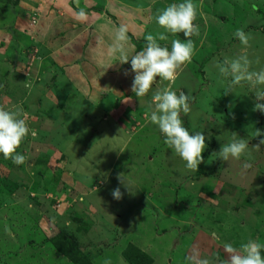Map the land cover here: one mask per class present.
Segmentation results:
<instances>
[{
  "label": "rangeland",
  "instance_id": "obj_1",
  "mask_svg": "<svg viewBox=\"0 0 264 264\" xmlns=\"http://www.w3.org/2000/svg\"><path fill=\"white\" fill-rule=\"evenodd\" d=\"M172 2L0 0V107L18 110L37 133L16 149L22 164L0 155V264H187L194 253L215 254L219 264L224 242L264 244V146L254 147L264 114L252 110L246 84L225 95L215 67L239 53L238 28L250 36L252 67L264 66V0H193L191 61L174 82L157 77L137 98L121 55L164 32L155 15ZM80 10L86 18L75 16ZM121 24L129 41L110 53L109 29ZM165 35L159 43L168 47L185 39ZM162 88L193 97L182 120L206 135L197 170L148 119ZM232 132L249 149L223 162L215 153ZM118 186L119 201L110 194Z\"/></svg>",
  "mask_w": 264,
  "mask_h": 264
},
{
  "label": "clouds",
  "instance_id": "obj_2",
  "mask_svg": "<svg viewBox=\"0 0 264 264\" xmlns=\"http://www.w3.org/2000/svg\"><path fill=\"white\" fill-rule=\"evenodd\" d=\"M78 19L86 18L83 10L75 12ZM197 10L193 0H174L155 15V22L164 29L157 34L147 33L144 36L145 46L135 52L130 58L121 55L120 63H129L130 68L124 70L127 75H133L131 91L137 98L144 97L152 87L154 80L159 77L167 81H175L177 70L191 61L194 52L192 36L199 35V26L194 23ZM113 45L109 47L110 53L122 50L129 41L126 25L114 26L109 29ZM165 33H182L185 39H172L171 46H164L159 41L167 40ZM232 36L239 41L241 49L234 56H223L215 61L218 74L225 78V95L233 93L234 89L247 85L254 97L253 111L264 114V66L253 68V61L247 54L250 36L242 28H238ZM193 97L181 89L162 88L155 90L149 101V121L163 137V143L176 153L185 163V167L197 170L206 148V135L203 131H191L185 127L182 120L191 111ZM28 135L35 137V130L27 125L26 121L18 116L17 111L0 107V155L11 157L15 164H22L25 156L16 151L18 146ZM254 137H258V144L254 147L264 146V130H254ZM249 149L247 138L239 137L235 132L230 139L222 143L216 158L226 162L230 158L239 159ZM244 168L251 167L245 162ZM121 183L124 182L121 180ZM128 188V187H127ZM130 191V189L128 188ZM111 196L119 201L123 198L121 188L118 186L111 190ZM227 258L219 264H264L262 249L264 244L257 239H249L238 246L230 242L223 243ZM187 264H217L215 254L212 256L194 253L186 257ZM110 264V262H107Z\"/></svg>",
  "mask_w": 264,
  "mask_h": 264
}]
</instances>
